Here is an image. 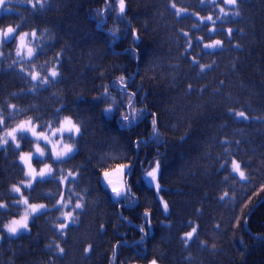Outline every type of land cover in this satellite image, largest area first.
<instances>
[{"label": "trees", "instance_id": "obj_1", "mask_svg": "<svg viewBox=\"0 0 264 264\" xmlns=\"http://www.w3.org/2000/svg\"><path fill=\"white\" fill-rule=\"evenodd\" d=\"M8 1L0 29L39 38L31 61L0 44L3 127L68 115L81 134L73 156L51 159L53 177L24 190L48 209L18 237L3 225L22 214L11 186L27 179L18 153L33 140L0 151V264H264V0L222 17L210 0ZM158 161L166 203L144 175ZM124 164L130 197L116 200L102 175Z\"/></svg>", "mask_w": 264, "mask_h": 264}, {"label": "clouds", "instance_id": "obj_2", "mask_svg": "<svg viewBox=\"0 0 264 264\" xmlns=\"http://www.w3.org/2000/svg\"><path fill=\"white\" fill-rule=\"evenodd\" d=\"M210 17V16H209ZM15 29L12 26H7L6 28L0 29V36L9 37L10 33H13ZM29 33L27 31L21 32L17 39L16 46L14 48V54L16 57H21L23 55L24 58H31L37 51L36 46H34L31 41L27 39ZM31 35L35 38L36 33L32 31ZM222 41L220 39H216L210 42V45L220 44ZM3 53L0 52V56ZM35 67V66H33ZM50 74L52 77H56L58 75V71L55 67L50 69ZM40 77V73L38 71L33 70L31 73L32 81H36ZM10 107H15L14 105H10ZM5 117L0 115V126L4 124ZM79 126L75 123L74 119L71 116L65 115L58 122L49 121L45 128L40 127V123L36 122L33 117L30 115L27 117H23L18 120L11 127H3L0 130V147L7 146L9 142L17 148L21 149L22 140L19 138V134H27L32 138L33 143L30 149H23L18 153V160L22 162L25 166V176L29 177L24 181L25 185H32L33 181L36 180L37 177L43 178L46 175H51L54 172V167L51 163L45 162L38 169L32 163V157L35 154H39L40 157L45 156V147L42 146V141H46L51 146V154L54 158H64L68 154H71L75 149V144L65 138V134H71L75 136L79 133ZM59 134V138L57 135ZM34 150V151H33ZM232 169L240 173L241 176L244 175L243 171L237 167L236 164L232 165ZM16 186L12 185V189ZM16 192V191H15ZM19 193V192H16ZM23 203L27 204V208L24 210L22 216L11 217L9 220L3 225V227L9 233H15L18 229L29 228V216L32 213L37 212L38 210L45 207L44 202H29L27 198L23 200ZM60 201H57L59 204ZM0 205H5L4 201H0ZM76 207H80V204L77 203ZM60 215L71 219L73 213L71 211H61Z\"/></svg>", "mask_w": 264, "mask_h": 264}, {"label": "rangeland", "instance_id": "obj_3", "mask_svg": "<svg viewBox=\"0 0 264 264\" xmlns=\"http://www.w3.org/2000/svg\"><path fill=\"white\" fill-rule=\"evenodd\" d=\"M206 1H208V0H206ZM211 1H212V2H219V3H220V9H223V12H224V13L226 12V7H225V6H227V7H228V6H235V5L238 4V0H237V3H236V4H227V3L224 2V0H211ZM6 3H9V1H8V0H0V15L5 11V8H6V11H7V12L13 10V7H12V6H6ZM223 3H224L225 6L223 5ZM5 6H6V7H5ZM198 18L201 19V20H207L206 17H203V16H201V15H198ZM13 28L15 29V31H14L13 33H10V34H9V37H11V38L8 39V41L13 40L14 38H17L18 35H19V33H18V29L15 28V27H13ZM34 31H35V33H36V37L34 38V37L31 35L32 31H30V32H28L29 35H28L27 39H28L29 41H31V43H32L34 46H36V48H37L36 43H37V39L39 38V35H38V32H37L36 30H34ZM37 51H38V48H37ZM37 51L35 52V54H34L33 57H31V58H24L23 55H21V58H23L24 60H32V59L36 56ZM55 68H56V67H55ZM56 69H57V68H56ZM57 71H58V69H57ZM58 72H59V71H58ZM50 77L53 79V77L51 76V74H50ZM56 77H58V75H57ZM56 77H54V78H56ZM38 81H39V78H38L35 82H38ZM74 121H75V120H74ZM75 123L79 126V129H80L79 133H78L77 135H75V136H72L71 134H65V138H66V139H67L69 136H71V137H73V138H78V137L80 136V134H81V127H80V125H79L76 121H75ZM21 135H22V134H19V138H20ZM24 135L27 136V137H30V136H28L27 134H24ZM57 138H59V134L57 135ZM31 139H32V138H31ZM10 143H11V141L9 142V144H10ZM41 143H42V146H44V147H45V150H46V151H45V156H44V157H40L39 154H35V153H34V155H33V157H32V163H33V165H34L37 169H38L43 163H45V162H49V163H51V164L53 165V161H52V160H54V161H62V160L68 159L69 157H71L72 155H74V154L77 152V146L75 145V149H74V151H73L71 154H68V155H67L66 157H64V158H59V159H57V158H54V157L52 156V154H51V146H50L46 141H42ZM22 145H23V142L21 143V147H22ZM8 146H9V145L0 147V151H1L2 149H4V148H7ZM33 151H34V150H33ZM50 159H52V160H50ZM236 161H237V160H236ZM21 163H22V162H21ZM23 166H24V165H23ZM24 167H25V166H24ZM53 167H54V165H53ZM131 168H132L131 165H129V164H124V165H120V166H118V167H116V168H114V169H112V170H109V171L105 172V173L102 175V182H103L104 186H105L106 188H108V189L113 193L114 198H115L116 200H125V199H127V198L130 197V196H129V190H128L127 178H128V174H129V172L131 171ZM240 169H241V170L243 171V173H244L243 176H241L240 173L237 172V171H234V172H235V173H236V174H237L242 180L247 179L246 172L243 170L241 164H240ZM150 173H154V175H150ZM53 175H54V172H53V174H51V175H46V176L43 177V178L37 177L36 180L33 181L32 185H31L30 187H28L27 185H25L24 182H22V183H20L19 185H17V186L21 187L22 191H21L20 193H16V192L13 190L14 195H16L17 197H19V199H17L14 203L20 205L21 207H24L22 213H24V210L27 208V204L23 203V200H24L25 198H27V200L30 202L29 198L24 194V190H25V189H31V188L35 185V183H36L37 181H39V180H46V179H49V178L53 177ZM144 175H145V179L148 180V181H150V182H152V183L154 184V186L158 189V193H159L160 198L162 199V201H164V202L166 203V201L163 199V196H162V194H161V192H160V189H161V187H162V184H161V181H160V175H161V162L158 161V162L155 164V166H154L153 168H151L149 171H147ZM70 178H71V176H70L68 179H70ZM27 179H29V177H27ZM66 184H67V180H66V181L64 180V185L66 186ZM61 203H62V201L60 202V205H61ZM5 205H6L5 209H8V208H9V205H8L7 202H5ZM47 209H48V206H47V204H45V207H44V208L38 210V211L35 212V213L30 214V216H29V221H28V223H29V228H28V229H21V230H19V232H18L17 234H11V233H9L6 229H4V230H5V233H6L7 236H9V237H18V236H20L21 234L28 232V231L30 230V223H31V221H32L37 215H39V214H41V213H44ZM166 209H167V208H166ZM167 212H169V210H168ZM22 215H23V214H22ZM22 215H21V216H22ZM66 220H67V225H69V224L71 223V219H67V218H66ZM192 231H193V230H192ZM192 231H191V232H192ZM194 235H195V232L193 233L192 238L194 237ZM186 237H187V236H186ZM2 238H3V234L0 232V241L2 240ZM187 238H188V237H187ZM192 238H191V239H192ZM153 262H155V264H159L157 261H153ZM153 262H151V263H149V264H153Z\"/></svg>", "mask_w": 264, "mask_h": 264}, {"label": "snow or ice", "instance_id": "obj_4", "mask_svg": "<svg viewBox=\"0 0 264 264\" xmlns=\"http://www.w3.org/2000/svg\"><path fill=\"white\" fill-rule=\"evenodd\" d=\"M202 2H203V0H202ZM224 2L225 3H227V4H236L237 3V0H224ZM126 8V4L125 3H123L122 2V4H121V9L123 10V9H125ZM221 11H223V9H221ZM179 14V13H178ZM225 15H227V14H225ZM208 20H212V17L210 16V17H208L207 18ZM231 29H228V32H227V34L229 35V37H230V35H231ZM138 35V34H137ZM11 37H2V36H0V44H3V43H6L7 41H8V39H10ZM222 43H220V44H215L216 46H220ZM205 47H208V48H213V45H205ZM9 67H11V65H9ZM48 81H47V79H45V80H43V81H41V85H43L44 83H47ZM59 110V109H58ZM243 113H240L239 114V116H241V117H243ZM233 164H236L237 165V167L238 168H240V162L239 161H236V160H233L232 161V165ZM150 175H154V173H150ZM65 181H66V179H65ZM28 187H30L31 185H27ZM13 190L14 191H16V192H21L22 191V189H21V187H19V186H14V188H13ZM6 207V205H0V208H5ZM66 226L64 225V224H61L60 225V228L61 229H63V228H65ZM21 229H24V228H21ZM21 229H18L15 233H11V234H17L18 232H19V230H21ZM195 232V229H193V231L192 232H189V233H186L185 235L188 237V239L190 240L191 238H192V236H193V233ZM60 252L62 253L63 252V249H60ZM153 264H155V262H153Z\"/></svg>", "mask_w": 264, "mask_h": 264}, {"label": "bare ground", "instance_id": "obj_5", "mask_svg": "<svg viewBox=\"0 0 264 264\" xmlns=\"http://www.w3.org/2000/svg\"><path fill=\"white\" fill-rule=\"evenodd\" d=\"M210 3L216 5V8H217L218 13L220 12V17L224 16L225 14H227V15H228V14H229V15L234 14L233 12H230V10H228V7L225 6L224 3H223V5L226 7V12H225V13H224L223 11H221V9H220V3H219V2H212V1L210 0ZM110 6H111V4L109 3L108 7H110ZM170 26H171V28H174V27H175V26H174V23H173L172 21H170ZM10 113L15 114V113H17V112H16V111H11ZM117 261H118V260H117Z\"/></svg>", "mask_w": 264, "mask_h": 264}]
</instances>
